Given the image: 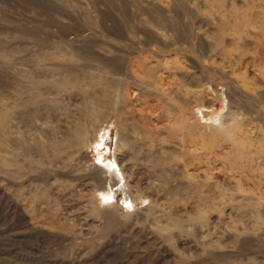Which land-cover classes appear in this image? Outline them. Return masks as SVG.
Here are the masks:
<instances>
[{
  "label": "rangeland",
  "instance_id": "374dc122",
  "mask_svg": "<svg viewBox=\"0 0 264 264\" xmlns=\"http://www.w3.org/2000/svg\"><path fill=\"white\" fill-rule=\"evenodd\" d=\"M0 264H264V0H0Z\"/></svg>",
  "mask_w": 264,
  "mask_h": 264
}]
</instances>
